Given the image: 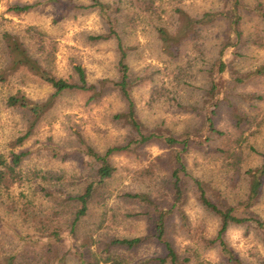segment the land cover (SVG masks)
<instances>
[{
	"label": "rangeland",
	"instance_id": "rangeland-1",
	"mask_svg": "<svg viewBox=\"0 0 264 264\" xmlns=\"http://www.w3.org/2000/svg\"><path fill=\"white\" fill-rule=\"evenodd\" d=\"M63 1L84 5L91 2ZM103 1L115 4L122 10L118 16V31L128 49V64L132 72L143 79L134 90L140 121L147 128L160 133L174 136L190 134L193 143H196L185 153L191 177L185 207L190 229L182 228L180 221L175 218L171 221L169 237L182 254L188 247L198 251L199 258L193 264H224L219 251L207 248L203 241L204 238L216 237L220 223L216 216L199 204L193 180L206 183L213 199L235 207L238 216L254 215L264 220V188L261 197L248 204L249 178L245 175V171L263 163L264 101L254 99L250 104L247 97H264V78L254 75L264 64V49L257 46L247 48L243 58L231 52L225 54L224 61L228 68L215 82L216 101L220 104L215 122L226 137H213L209 144L200 146L199 142H205L209 136L203 123V113L210 110L207 96L211 86L210 72L218 64L224 24L206 27L196 44L189 40L185 42L181 56L176 60L162 53L157 28L165 26L173 30L179 9L198 18L204 13L223 9L226 1L148 0L152 6L149 11L139 0ZM35 4L39 5L27 12L17 14L12 11L17 5ZM244 21L247 36H253L260 26L258 20L248 13ZM5 33L18 37L37 59L42 57V47L54 43L57 51L52 68L59 78L74 80L75 68L78 66L85 69L91 84L118 78L115 40H93L108 34L107 24L97 11L74 12L68 4L58 8L47 4L45 0H0V75L7 65L3 40ZM103 91L98 100H91L92 95L89 93H64L38 124L33 136L23 146H17L16 141L28 132L31 117L25 111L9 107V97L22 92L30 100L44 103L54 91L51 85L27 69L19 70L6 80L0 79V152L11 160L13 153L31 151L32 154L21 166L26 174L31 177L35 174L40 177L45 174L64 176L68 180L67 185H70L69 190H79L88 175L83 157L78 154L66 159L55 158L44 146L54 145L70 150L81 147L84 142L104 153L110 147L128 142L132 134L116 118L126 111V103L113 87H106ZM234 108L244 117L241 127L236 125ZM240 139L247 141V157L242 174H237L220 159L218 149L227 147L229 141ZM169 153L170 150L163 145L153 144L139 154L113 157L118 173L110 182L108 198L94 205L91 215L82 225V232L93 236L96 242L93 250L98 252L101 259L117 254L128 264H137L164 254L163 248L155 243L142 245L133 251L119 252H108V245L115 238H137L150 233L152 226L144 216L145 208L127 200L124 195L152 192L154 184L142 177L141 169L156 163L157 175L166 178V158ZM33 187L37 190L34 204L30 207V218L10 209L6 204L8 202H0V264L14 254L19 246L13 231L23 236L42 235V226L39 224L41 217L53 210L63 212L65 222L70 219V209L58 208L44 197V186L35 182ZM22 190L25 188L15 189V199L19 198ZM138 214L140 217L134 216ZM67 229L65 225L64 233L69 231ZM226 242L246 264L264 262V233L254 227L232 225L226 234ZM66 264L78 262L71 256Z\"/></svg>",
	"mask_w": 264,
	"mask_h": 264
},
{
	"label": "trees",
	"instance_id": "trees-1",
	"mask_svg": "<svg viewBox=\"0 0 264 264\" xmlns=\"http://www.w3.org/2000/svg\"><path fill=\"white\" fill-rule=\"evenodd\" d=\"M146 11L151 10L148 0H139ZM226 6L215 12L204 13L201 17L194 18L183 10H178L176 26L173 30L161 26L157 28V34L161 41L162 53L171 60H176L181 56L182 48L188 40L196 44L204 29L216 23L224 24L223 39L219 51L218 64L214 71H211V86L207 93L210 110L203 113V123L209 132L205 142H199L200 146L209 144L213 137L225 138L226 134L216 126L215 119L218 116L220 104L217 99V86L215 84L219 75H222L228 68L224 61L227 52L233 53L238 58H243V52L250 47L257 46L264 49V0H224ZM47 4L63 8L67 4L74 12L92 10L97 11L108 27V34L97 37L93 40L113 39L117 44L118 51V78L117 80H103L97 84L88 81L85 69L78 66L75 68L74 80L59 78L53 71L57 47L50 42L42 47V57L37 59L25 44L16 36L5 33L3 36L7 65L0 75V79L7 77L21 69H27L30 73L51 85L53 94L44 103L30 100L22 92L9 97L7 104L14 109H20L29 113L28 132L16 141L17 146L29 140L33 133L45 117L53 108L61 95L68 92L89 93L91 100H98L103 90L113 87L126 103V111L116 116L123 122L132 134L131 139L120 145L110 147L104 153L95 148L82 143L81 147L70 150L60 149L54 145H45L44 148L51 151L55 158L66 159L72 155L80 154L84 159V166L88 170L87 178L81 184L80 189L69 190L68 180L63 177H56L45 174L31 177L26 174L21 166L24 160L29 157L31 151L13 153L11 160L7 159L0 152V202L6 203L10 209L18 212L21 216L30 218V207L34 204L36 190L33 183L44 186L43 193L49 202L58 208L70 209L69 221L64 220L63 212L52 211L41 217L39 224L42 226V235L23 236L16 230L12 233L19 241L14 254L4 260L3 264H66L67 259L73 256L78 264H128L117 254H110L106 259L98 257V252L93 250L96 242L92 235L82 232L84 221L91 215L94 205L100 200L108 198L110 182L116 178L117 167L113 164V157L117 155L131 156L139 154L144 148L161 144L170 150L166 158L168 176L162 178L157 175L158 165L152 163L150 166L141 169V175L145 180L154 184V190L147 193H126L124 197L145 208L144 216L151 223L150 233L137 238H115L109 243L108 252L133 251L142 245L155 243L163 248L164 254L138 262L137 264H193L199 258L198 251L194 247H188L184 254L180 253L173 241L169 237L171 221L177 219L182 228L190 229L189 219L185 211L187 202V187L190 183V175L186 163L185 153L190 149L194 141L190 134L174 136L160 133L147 128L139 119L137 105L134 98V90L143 80L136 76L128 64V49L125 47L119 33L118 16L122 13L121 8L115 4L106 3L103 0H91L90 4H76L72 1L68 3L63 0H45ZM35 5L14 6L12 11L19 14L30 11L37 7ZM252 14L259 22L258 29L254 35L248 37L245 30V15ZM254 75L264 78V64L261 65ZM229 98V97H228ZM248 101L252 104L254 99L260 102L264 97L260 95L248 96ZM229 101V99H228ZM231 102V101H230ZM233 116L237 126H242L244 117L234 108ZM203 136V134H202ZM201 138V137H199ZM246 140L229 141L225 148L218 149L220 159L225 162L237 174H242V167L246 160ZM250 150L257 153L252 147ZM263 163L255 169H248L245 175L249 178L248 204L256 202L262 195L264 188V153ZM161 161V159H158ZM192 180V179H191ZM194 187L199 204L205 211L216 216L220 223L219 231L215 238L206 239L204 243L207 248H214L219 251L224 264H246L228 246L226 234L232 225H250L258 231L264 233V220L254 215L240 217L235 207L227 203H220L213 199L207 184L196 180ZM24 187L15 199V189ZM29 189V190H28ZM31 190V192H30ZM28 192V193H26ZM42 213V212H41ZM37 216V215H35ZM140 217V215H134ZM37 218V217H36ZM65 225L68 232L64 233ZM261 264H264L261 263Z\"/></svg>",
	"mask_w": 264,
	"mask_h": 264
}]
</instances>
